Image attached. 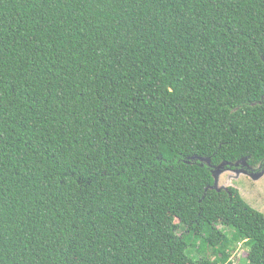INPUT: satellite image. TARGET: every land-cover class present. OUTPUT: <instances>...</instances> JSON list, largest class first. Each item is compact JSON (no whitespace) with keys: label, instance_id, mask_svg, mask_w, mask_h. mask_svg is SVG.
<instances>
[{"label":"trees","instance_id":"obj_1","mask_svg":"<svg viewBox=\"0 0 264 264\" xmlns=\"http://www.w3.org/2000/svg\"><path fill=\"white\" fill-rule=\"evenodd\" d=\"M241 161L264 0H0V264H264V213L213 188Z\"/></svg>","mask_w":264,"mask_h":264},{"label":"rangeland","instance_id":"obj_2","mask_svg":"<svg viewBox=\"0 0 264 264\" xmlns=\"http://www.w3.org/2000/svg\"><path fill=\"white\" fill-rule=\"evenodd\" d=\"M219 184V186L231 185L236 187L240 191L243 199L252 208L264 213V175L255 180L253 177L246 176L243 172L235 174L231 171H226L221 175ZM246 250L243 244L237 246L232 253V261L234 264H245ZM191 255L196 258L200 257V253L193 249L191 250Z\"/></svg>","mask_w":264,"mask_h":264},{"label":"water","instance_id":"obj_3","mask_svg":"<svg viewBox=\"0 0 264 264\" xmlns=\"http://www.w3.org/2000/svg\"><path fill=\"white\" fill-rule=\"evenodd\" d=\"M191 160H198L201 164H207V165H211L210 164V158H205V157H200V156H192L191 157ZM244 163V162H243ZM239 164L236 163L235 165L237 166ZM227 165V163H221L220 165L218 166H215L212 168V175L215 179V183H214V186L213 188L216 189V190H221L223 188H225L227 185L225 186H219L218 185V181H219V176L220 174H222L223 172L226 171V168L225 166ZM245 173L246 175L250 176V177H253L255 180L256 179H259L260 177H262L264 175V168L260 171V172H251V171H248V170H239V171H236L234 170L233 173Z\"/></svg>","mask_w":264,"mask_h":264},{"label":"flooded vegetation","instance_id":"obj_4","mask_svg":"<svg viewBox=\"0 0 264 264\" xmlns=\"http://www.w3.org/2000/svg\"><path fill=\"white\" fill-rule=\"evenodd\" d=\"M225 168H226V171H228V172L229 171L233 172L234 170H236V171H239V170H248V171H251V172H260V171H254V169L252 167L247 166V164H244L243 161L239 162V164L237 166L232 165V164L228 166V164H227L225 166ZM246 176H248V175H246Z\"/></svg>","mask_w":264,"mask_h":264}]
</instances>
